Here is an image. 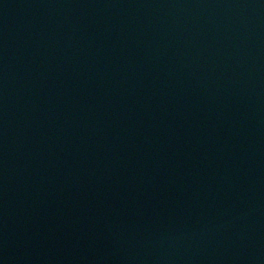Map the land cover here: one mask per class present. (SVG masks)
Here are the masks:
<instances>
[{
  "label": "water",
  "instance_id": "obj_1",
  "mask_svg": "<svg viewBox=\"0 0 264 264\" xmlns=\"http://www.w3.org/2000/svg\"><path fill=\"white\" fill-rule=\"evenodd\" d=\"M0 264H264V0H0Z\"/></svg>",
  "mask_w": 264,
  "mask_h": 264
}]
</instances>
